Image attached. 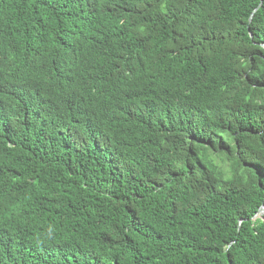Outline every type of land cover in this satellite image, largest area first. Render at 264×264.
Masks as SVG:
<instances>
[{"label": "trees", "instance_id": "1", "mask_svg": "<svg viewBox=\"0 0 264 264\" xmlns=\"http://www.w3.org/2000/svg\"><path fill=\"white\" fill-rule=\"evenodd\" d=\"M264 0H0V264H264Z\"/></svg>", "mask_w": 264, "mask_h": 264}, {"label": "bare ground", "instance_id": "2", "mask_svg": "<svg viewBox=\"0 0 264 264\" xmlns=\"http://www.w3.org/2000/svg\"><path fill=\"white\" fill-rule=\"evenodd\" d=\"M261 210H263V209H261ZM261 213L263 214V213H264V211H261V212H259V214H261Z\"/></svg>", "mask_w": 264, "mask_h": 264}, {"label": "rangeland", "instance_id": "3", "mask_svg": "<svg viewBox=\"0 0 264 264\" xmlns=\"http://www.w3.org/2000/svg\"><path fill=\"white\" fill-rule=\"evenodd\" d=\"M262 211H264V209ZM260 215H262V213Z\"/></svg>", "mask_w": 264, "mask_h": 264}, {"label": "water", "instance_id": "4", "mask_svg": "<svg viewBox=\"0 0 264 264\" xmlns=\"http://www.w3.org/2000/svg\"><path fill=\"white\" fill-rule=\"evenodd\" d=\"M262 210H260V212H261Z\"/></svg>", "mask_w": 264, "mask_h": 264}]
</instances>
